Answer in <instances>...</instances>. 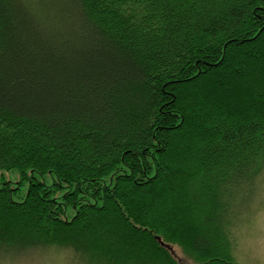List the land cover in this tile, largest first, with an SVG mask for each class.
Wrapping results in <instances>:
<instances>
[{
  "label": "trees",
  "instance_id": "obj_1",
  "mask_svg": "<svg viewBox=\"0 0 264 264\" xmlns=\"http://www.w3.org/2000/svg\"><path fill=\"white\" fill-rule=\"evenodd\" d=\"M263 175L264 0H0V261L238 264Z\"/></svg>",
  "mask_w": 264,
  "mask_h": 264
},
{
  "label": "rangeland",
  "instance_id": "obj_2",
  "mask_svg": "<svg viewBox=\"0 0 264 264\" xmlns=\"http://www.w3.org/2000/svg\"><path fill=\"white\" fill-rule=\"evenodd\" d=\"M262 177V182H260L262 194L259 193L261 198L264 193V175ZM235 234L236 244L233 254L236 262L238 264H264V203L261 208L257 209L238 227ZM174 256L180 264H192L182 256L177 248ZM5 259L0 261V264H75L66 257L65 251H58L54 248L37 251L36 253L32 252L26 256Z\"/></svg>",
  "mask_w": 264,
  "mask_h": 264
}]
</instances>
